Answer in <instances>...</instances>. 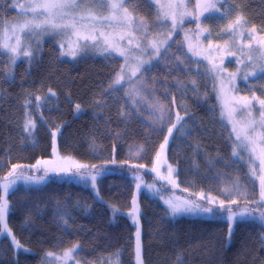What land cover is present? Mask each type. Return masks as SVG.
Listing matches in <instances>:
<instances>
[{"label": "trees", "instance_id": "16d2710c", "mask_svg": "<svg viewBox=\"0 0 264 264\" xmlns=\"http://www.w3.org/2000/svg\"><path fill=\"white\" fill-rule=\"evenodd\" d=\"M126 6L144 25L140 33L159 30L149 0H130ZM17 17L11 0H0V181L11 177L13 165L49 158L58 128V150L86 162L87 172H100L102 201L73 181L79 170L48 174L34 186H16L7 193L6 222L27 251L15 253L3 236L0 264H45L52 260L46 253L59 254L74 245L82 264H135L138 229L144 264H264V224L246 215L230 231L228 212L220 209L223 202L232 212L247 207L260 213L261 190L254 174L233 155L206 65L189 54L181 37L175 35L158 61L134 79L109 88L121 68L117 57L67 60L47 39L30 58L12 56L14 60L2 49L1 37ZM238 18L263 33L264 0H223L217 16L203 23L211 38L222 41ZM255 84L264 97V76ZM177 114L183 119L170 136ZM28 119L35 128L26 131ZM166 137L163 150L176 168L178 183L191 191L193 202L218 209L210 217H168L155 197L138 191L136 176L153 180L145 167L153 166ZM30 173L34 171L17 167V175ZM161 183L163 194L176 191ZM196 191L217 199L210 203L192 193ZM108 204L127 214L113 213Z\"/></svg>", "mask_w": 264, "mask_h": 264}, {"label": "rangeland", "instance_id": "374dc122", "mask_svg": "<svg viewBox=\"0 0 264 264\" xmlns=\"http://www.w3.org/2000/svg\"><path fill=\"white\" fill-rule=\"evenodd\" d=\"M149 1L157 11L159 30L155 33L144 34L140 33L144 25L141 24V21H135V16L126 6V2L123 3L122 8L118 11L114 12L110 8L111 3H121L122 0H107L105 4L97 3L96 0H78L79 7L77 9L65 10L71 11L72 16L82 18L74 22L75 27H71L72 20L65 18L64 20L56 19L54 23L62 26L69 25L66 30L58 29L53 31L45 28L43 30L35 29L30 33L21 31L19 27L14 29L12 26H18L24 23L25 20L33 19L30 8H27L28 15L20 14L21 6L43 2V0H11V5L18 12V17L15 21L9 22L5 26L1 37V47L4 51L9 52L11 57L30 58L36 53L39 46H42L41 44L49 39L56 43L61 56L67 60H75L82 55L117 57L121 60V66H124V72L120 73V70L118 72L124 77V80L119 85H115L120 86L129 82V77H131V80L134 79L144 67L155 64L160 58L164 47L175 35H179L189 54L206 65L213 79L221 118L230 131L233 155L235 149L236 154L234 157L242 161L249 172L254 174L257 186L262 191L261 181L264 179V105H261L260 101L264 100V97L259 96L255 82L264 76V32L260 33L241 22L239 25L229 28V37L222 41H215L209 36L208 28L204 25L203 20L212 15L217 16L219 5L223 0ZM126 16L131 18V23L124 19ZM45 19L46 17L40 16L36 18L35 22L42 23ZM13 48L17 49L15 53L10 51ZM117 49L124 51L128 55L129 59L127 62ZM70 51H75L76 55H70ZM28 52L32 53V55H25ZM133 72H135V75H132ZM242 87H246L244 93H242ZM233 128H235V131H233ZM57 129L54 131L56 135L58 134ZM56 135L49 158L38 159L30 165H15L33 170L34 173L22 176L33 177L34 179L30 181L17 180L13 188L18 185L30 187L44 183L48 174H60L69 170L85 171L83 168L78 169L77 166L86 165V162L72 155L62 154L58 150ZM237 135L241 139L247 138L245 140L247 147L237 140ZM162 144H165V140ZM158 153L160 155H156L153 166L151 168L145 167L147 172L153 175V180L147 182L142 175L136 176L137 185H139V188L137 187L138 191L144 189L149 195L155 197L157 201L165 206L168 217H210L211 214L200 211L181 212L176 215L171 213L168 201L180 203L183 201L193 202V200L188 196L191 191L184 189L178 183L175 173L176 168L166 159L165 151L161 149V146ZM38 161L40 162L39 164L37 163ZM169 167L173 169L172 183L160 178L169 176ZM153 169H156V171H153ZM79 172L73 174V181L90 188L96 198L102 201L97 186L100 172H88L89 174L83 177L79 175ZM93 175L96 176L94 187L91 180ZM39 177H44V179H35ZM13 178L11 176L0 181V188L2 189L1 203L5 199L7 200V194L3 191V184ZM161 182L176 191L163 194L164 191H162L161 186L164 185ZM192 193L200 199L202 196L208 201V198H211V202H215L217 199L205 191ZM261 203L264 205V202ZM108 206L115 214H127L126 211H121L111 204H108ZM239 211L241 212V210ZM251 213L252 215H248L249 217L260 224L262 223V225L264 224L259 219V213ZM6 216L7 213L3 222H1L2 234H0V239L3 236L8 237L15 253L27 251L14 238L11 231H8L10 229L6 222ZM240 218L242 217H238V219ZM229 223L231 226L234 225V221H229ZM4 224L7 225V230H5ZM17 242L20 247H17ZM67 250H63L59 254L51 253L54 254V257L61 258V264H82L74 253L64 261V253ZM54 257H51L52 260ZM52 260H49V262ZM134 261L135 264H141V262L144 264L140 258L138 260L137 255H135Z\"/></svg>", "mask_w": 264, "mask_h": 264}, {"label": "snow or ice", "instance_id": "6c2138e0", "mask_svg": "<svg viewBox=\"0 0 264 264\" xmlns=\"http://www.w3.org/2000/svg\"><path fill=\"white\" fill-rule=\"evenodd\" d=\"M97 3H100V4H105L107 3V0H96ZM124 2H130V0H122L121 3H111L110 4V8L115 12V11H118L119 9L122 8L123 6V3ZM79 7V3H78V0H43V2H39V3H32V4H29L27 6H21V15H28V11H27V8H30L31 9V15L33 17L32 20H25L24 23L20 24V25H13L12 27L15 29L16 27H19V29L21 31H26V32H32L33 30L35 29H51L53 31H56L58 29L60 30H66L67 27L69 25H60V24H57V23H54V21L56 19H60V20H64L65 18H68L70 20L73 21V23L71 24V27H75V21L77 19H82V18H77L75 16H72V13L71 11H65V10H73V9H77ZM40 16H44L46 17V19L42 22V23H36V18L40 17ZM92 19H94V17H92ZM124 19L126 21H128L129 23H131V18L130 17H124ZM241 23V18H238L237 19V24L239 25ZM174 26H175V22H174ZM155 46V45H153ZM12 53H15L17 51V49L13 48L10 50ZM117 51H120V54L122 56H124L125 58V61L127 62V60L129 59L128 55L122 51V50H119L117 49ZM70 55L72 56H75L76 55V52L75 51H70L69 52ZM25 55L27 56H31L32 53L28 52V53H25ZM141 63H144V62H141ZM139 70V69H137ZM214 70V69H213ZM124 72V66H121L120 68V73H123ZM120 73H117V76L115 78L114 81H112L110 84H109V88H114L115 85H119L121 83L122 80H124V77L122 75H120ZM132 75H135V72L132 73ZM254 75V74H253ZM131 80V77H129V81ZM52 95H55V93H52ZM39 99V98H37ZM260 104L261 105H264V100L260 101ZM76 110L79 111L80 110V105L77 104L76 105ZM161 111V117L159 118L160 119V123L163 124L164 123V119H163V108L161 107L159 109ZM223 115V114H222ZM183 117L179 116L177 114V117H176V123L172 125L171 128L168 129V133L169 135L171 136L173 134V128L176 127L177 124H179L181 121H182ZM35 128V123L31 120V119H28L26 120V123H25V130L28 131L30 129H34ZM233 131H235V128H233ZM53 137H55L56 133H52ZM245 139H241V137L239 135H237V140L240 141V143L242 145H244L245 147H247V145L245 144ZM168 142V138L166 137L165 138V144H167ZM165 144H162L161 145V149H164L165 147ZM143 150V149H141ZM236 154V150L234 149V155ZM158 156L160 155L159 153L157 154ZM38 164L40 163L39 161L37 162ZM78 169L79 168H83L85 169L84 172H79V175L80 176H85V175H88L89 173L87 172V169H88V166L87 165H78L77 166ZM21 169H22V166H21ZM153 171H156V169H153ZM172 172H173V169H171V167H169V176L168 177H160L162 180H167L169 183H172ZM10 176L14 177L13 179L11 180H7L6 183L3 184V191L7 194L9 193L11 190H13V186L16 184V181L17 180H20V179H23L25 181H30V180H33L34 178L33 177H28V176H22V175H17V166L13 165V171L11 173H9ZM35 179H38V180H43L44 177H39V178H35ZM91 180H92V183H93V187L95 186V181H96V176L93 175L91 176ZM137 187L139 188V185H137ZM261 188H262V191H261V202H264V179H262L261 181ZM225 191H228V190H225ZM201 199H204V197L202 196ZM209 199V202L211 203V198H208ZM169 204V208H170V211L173 215H176L178 213H181V212H196V211H200V212H203V213H213L214 211L218 210V209H213L212 207H202L199 203H195V202H191V201H183V202H180V203H172L170 201L167 202ZM134 204H135V201H134ZM9 204L7 202V200L5 199L2 203H0V222H3L4 220V217L7 213V210L9 209ZM220 209H226V211L228 212V215L226 217V219L228 221H235L238 219V217H244L246 215H249L251 216L252 213L251 211L245 207L244 209L241 210L240 213H233L231 211V208L230 207H226L224 205L223 202L220 203ZM138 211V209H135L134 210V213H133V217L135 219V212ZM259 219L261 220V222H264V211H261L259 213ZM4 228L5 230H7V225L4 224ZM10 231V230H8ZM230 231H231V225H230ZM2 234V233H0ZM17 247H20V245L18 244L17 242ZM77 251H80L79 247L78 246H73L72 249H69L67 250L65 253H64V261H66L68 258H70L72 256V254L74 252H77ZM136 254H137V258L139 260L140 258V255H141V246H140V233H139V229L137 230V248H136ZM46 257H54V254L49 252V253H46ZM45 264H49V262H45ZM50 264H61V258L60 257H54V259L50 262ZM142 264V262H141Z\"/></svg>", "mask_w": 264, "mask_h": 264}]
</instances>
